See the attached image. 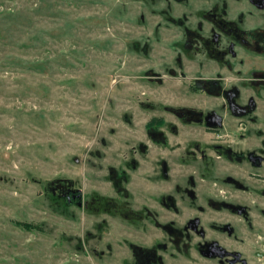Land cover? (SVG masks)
I'll list each match as a JSON object with an SVG mask.
<instances>
[{
  "label": "flooded vegetation",
  "instance_id": "obj_1",
  "mask_svg": "<svg viewBox=\"0 0 264 264\" xmlns=\"http://www.w3.org/2000/svg\"><path fill=\"white\" fill-rule=\"evenodd\" d=\"M134 1L127 46L146 89L126 117L151 113L146 140L111 159L90 149L91 190L68 177L48 188L93 208L98 240L121 226L124 249L99 258L264 264V0H140V14Z\"/></svg>",
  "mask_w": 264,
  "mask_h": 264
},
{
  "label": "rangeland",
  "instance_id": "obj_2",
  "mask_svg": "<svg viewBox=\"0 0 264 264\" xmlns=\"http://www.w3.org/2000/svg\"><path fill=\"white\" fill-rule=\"evenodd\" d=\"M127 2L0 0V264H124L96 255L124 249L121 226L98 240L93 208L69 205L48 184L68 177L91 190L90 149L111 159L146 140L151 113L126 117L146 89L127 46ZM132 6L140 14V0Z\"/></svg>",
  "mask_w": 264,
  "mask_h": 264
},
{
  "label": "trees",
  "instance_id": "obj_3",
  "mask_svg": "<svg viewBox=\"0 0 264 264\" xmlns=\"http://www.w3.org/2000/svg\"><path fill=\"white\" fill-rule=\"evenodd\" d=\"M19 224H21V225H25L26 227H28V228H33V227H35L33 224H30V223H22V222H18Z\"/></svg>",
  "mask_w": 264,
  "mask_h": 264
}]
</instances>
